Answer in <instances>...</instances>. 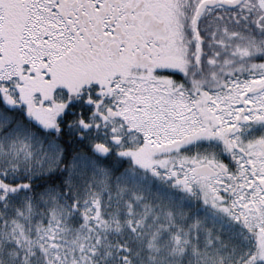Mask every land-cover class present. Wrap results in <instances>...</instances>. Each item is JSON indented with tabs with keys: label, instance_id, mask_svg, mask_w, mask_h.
Listing matches in <instances>:
<instances>
[{
	"label": "snow or ice",
	"instance_id": "6c2138e0",
	"mask_svg": "<svg viewBox=\"0 0 264 264\" xmlns=\"http://www.w3.org/2000/svg\"><path fill=\"white\" fill-rule=\"evenodd\" d=\"M0 264H264V0H0Z\"/></svg>",
	"mask_w": 264,
	"mask_h": 264
}]
</instances>
